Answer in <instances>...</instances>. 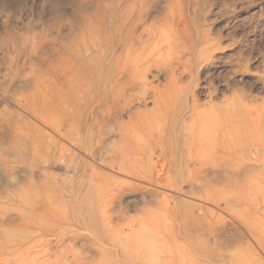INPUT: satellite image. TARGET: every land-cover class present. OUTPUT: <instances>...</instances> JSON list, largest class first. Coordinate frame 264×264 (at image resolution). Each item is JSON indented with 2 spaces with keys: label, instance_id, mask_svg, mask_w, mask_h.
<instances>
[{
  "label": "rangeland",
  "instance_id": "rangeland-1",
  "mask_svg": "<svg viewBox=\"0 0 264 264\" xmlns=\"http://www.w3.org/2000/svg\"><path fill=\"white\" fill-rule=\"evenodd\" d=\"M254 114L264 0H0V264H264V135L187 149Z\"/></svg>",
  "mask_w": 264,
  "mask_h": 264
},
{
  "label": "bare ground",
  "instance_id": "bare-ground-1",
  "mask_svg": "<svg viewBox=\"0 0 264 264\" xmlns=\"http://www.w3.org/2000/svg\"><path fill=\"white\" fill-rule=\"evenodd\" d=\"M251 110V109H250ZM177 111V110H176ZM178 113H179V111H177ZM256 115H258V114H256ZM255 114H254V116H255V119H254V117H253V121L252 120H250V118L249 119H245V121H252L251 123H253L252 125H251V123H249V122H246V124L247 123H249L251 126H249L248 127V125L249 124H247V126H245V124H243V119L244 118H242L241 120H239V122H236L237 124H243L244 126H242V129L241 130H239V129H237V130H235L236 128H238V125H236L235 126V121H233L231 124L233 125V126H231V124L230 123H228V125H227V123H226V126L224 127L223 125H224V122H223V124H222V122H221V128H223L224 130V132H222V133H224V135H223V137L225 138H223V137H220V136H222V135H218V133L216 132V131H214V129H212V127H213V125H215L216 126V128L217 127H219V124H213L212 126L210 125V124H206V123H203L202 122V124H201V126H199V128H198V125L196 126L197 128H196V130L198 129V131H196L197 132V135H196V139H194V138H192V140H191V142L192 143H190L191 145L189 146L187 143V149L188 150H190V155H191V158L190 159H195V161L193 162V163H195V162H197L200 166H202V163H203V165L205 166V163L204 162H206V160H208V158H205L206 157V152H204L205 150L204 149H206L207 150V148L209 149V151L208 152H212V150H210V148L211 149H213V151L215 152L214 153V155H208V157L209 156H213V158H215L214 156L216 155V154H219V153H223L222 154V157H221V160L223 161V160H225V157L227 158V156H228V158L229 157H232V156H234V155H241L242 154V152H244V149L245 148H247V144H249L250 145V143L253 141V140H255L254 138H253V140L251 141L250 140V142L248 143V141L246 142V137L247 136H249V137H253V135L252 134H254V137L255 138H257V137H259L257 140H259V139H261L262 138V136L264 135V120H261L260 118L262 117L261 115L260 116H258V118H259V120L257 119V116H256ZM257 119V120H256ZM176 120V119H175ZM229 119H226V122L228 121ZM232 121V120H231ZM231 121H229V122H231ZM173 122V121H172ZM208 127H207V126ZM211 127H210V126ZM218 125V126H217ZM229 125L231 126V127H236L235 129L234 128H231V127H229ZM214 126V127H215ZM228 126V127H227ZM240 126V125H239ZM178 127V126H177ZM208 128V129H207ZM220 128V129H221ZM216 130V129H215ZM217 130H219L218 128H217ZM216 132V137L218 136L219 138H222V140H219V139H216V137L214 138V136H213V134ZM170 134H167L168 136H167V138H166V140H165V142H164V145L166 146V148L169 150V153L171 154V155H173L172 156V159H170L169 160V165L171 166V165H173V166H176L177 164H183V165H187V161H185V162H182V155L184 154V152H185V150H187L185 147H184V143H181V140H180V135H178V134H176L175 135V133L176 132H174V131H172V132H169ZM251 134V135H247V134ZM219 134H221V133H219ZM262 134V135H261ZM208 135H210L211 136V138H210V140L208 141H205V138L206 137H208ZM244 135H247L246 137H244ZM260 135V136H259ZM166 136V135H165ZM165 136H164V138H165ZM192 136V135H191ZM206 136V137H205ZM257 136V137H256ZM227 137V138H226ZM264 137V136H263ZM207 139V138H206ZM245 139V140H244ZM251 139V138H250ZM164 140V139H163ZM256 140V141H257ZM263 140V139H262ZM256 141H254L253 143L254 144H256L255 142ZM245 143H247V144H245ZM252 144V143H251ZM247 145V146H246ZM246 146V147H245ZM164 149V148H163ZM204 151H203V150ZM203 152V154H205L204 155V157H203V159L202 160H204L205 159V161H200L199 160V158H198V155L200 154L199 152ZM201 152V153H202ZM241 153V154H240ZM202 154V155H203ZM174 155H175V157H174ZM223 156H225V157H223ZM217 157H220V155L219 156H217ZM201 158V157H200ZM175 159V160H174ZM178 159V160H177ZM210 159V158H209ZM212 159V158H211ZM233 160H232V162H230L231 163V166H229V164H228V161H227V164H228V166L231 168V175H230V178H231V182L234 184V186L236 187V185H237V182L239 183V182H242V181H238L239 179H238V177H239V175H240V173H238L245 165H243V166H240V165H242V162L241 163H239L238 161H237V159H234V158H232ZM177 160V161H176ZM214 160H216V159H214ZM213 160V161H214ZM221 160H219L220 161V163H221ZM253 160V159H252ZM217 161V162H216ZM215 162H216V164L215 163H212V164H215V165H218V166H222L223 165V163L222 164H220V163H218L219 161L218 160H216ZM231 161V160H230ZM255 161H257V164H258V162H260L261 160L258 158L257 159V157H256V159L254 158V161H253V164H255V165H257L256 164V162ZM224 163H226V160H225V162ZM251 162H249V164H250ZM180 164V165H181ZM211 164V165H212ZM248 164V165H249ZM182 165V166H183ZM224 165H226V164H224ZM223 165V167H226V166H224ZM227 166V167H228ZM228 167V168H229ZM242 167V168H241ZM264 167V166H263ZM245 168V167H244ZM204 169V168H203ZM253 169V168H252ZM228 171V170H227ZM246 171V170H245ZM244 171V172H245ZM253 172V171H252ZM207 173V172H206ZM229 173V172H228ZM177 174H179V173H177ZM259 174H261V173H259ZM258 174V175H259ZM262 175V174H261ZM264 175V174H263ZM262 175V176H263ZM244 176V175H243ZM182 177H183V175H182ZM245 177V176H244ZM243 177V178H244ZM241 178H242V175H241ZM176 180V179H175ZM242 180V179H241ZM182 182V181H181ZM184 182V181H183ZM182 182V183H183ZM172 183H173V181H172ZM171 183V185H173ZM232 183H231V185H232ZM243 183V182H242ZM241 183V184H242ZM240 184V183H239ZM246 184H247V182H246ZM170 185V186H171ZM230 185V186H231ZM247 190V189H246ZM246 192V191H245ZM219 193V192H218ZM236 193H237V190H236ZM218 195V194H217ZM241 195V194H240ZM247 195V194H246ZM249 195H251V194H249ZM213 198H214V196H213ZM232 198V197H231ZM241 199V198H240ZM219 200V199H218ZM236 200V199H235ZM244 200V199H243ZM217 201V200H216ZM243 202V201H242ZM247 203V202H246ZM241 206V205H240ZM245 213V212H244ZM239 217V216H238ZM264 231V230H263ZM256 233V232H255ZM259 236V235H258ZM257 237V236H256ZM263 240V239H262ZM261 243H262V241H260ZM264 244V243H263ZM259 245H261V244H259ZM142 249H143V247H142ZM157 247H156V245L153 243V241H149L147 244H146V246H145V249H144V251H143V258H144V260H145V264H147L146 262H152L153 261V259H154V257H155V254L157 253ZM202 251H204V250H202ZM33 253H35V252H33ZM163 253V252H162ZM33 256V259L31 260V261H35V263H31V264H38V261H36V260H34V258H35V256H37V253H35V255H32ZM31 257V256H30ZM140 257V256H139ZM41 258V257H40ZM39 258V259H40ZM13 264H24V263H22V262H15V263H13ZM46 264V263H45Z\"/></svg>",
  "mask_w": 264,
  "mask_h": 264
}]
</instances>
